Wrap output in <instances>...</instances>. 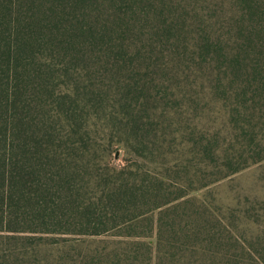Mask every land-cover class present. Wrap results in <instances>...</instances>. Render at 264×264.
<instances>
[{
	"label": "trees",
	"instance_id": "obj_1",
	"mask_svg": "<svg viewBox=\"0 0 264 264\" xmlns=\"http://www.w3.org/2000/svg\"><path fill=\"white\" fill-rule=\"evenodd\" d=\"M258 1L231 4L239 23L222 32L212 18L189 16L178 0L176 6L173 0H152L154 8L144 17L161 32L156 36L140 24L145 0H0V106L24 109L25 95L32 104L45 95L47 119L68 126L34 144L27 136L16 143L14 128L4 126L0 246H7L8 263L35 256L44 236L111 234L126 248L114 249L107 259L99 254L92 264H152V257L154 264H203L196 257L198 241L190 238L197 226L188 218L201 223L218 215L205 201L185 197L194 188L184 189L170 174L180 130L146 128L152 140L134 152L155 165L134 163V169L120 171L101 162L107 146L81 137L89 136L91 117L106 113L137 126L128 135L142 137L139 126L183 114L186 95L192 103L208 96L200 108L223 113L224 128L194 126L180 140L197 165L211 168L199 185L264 159V0ZM248 20L254 29L248 30ZM78 93H95L99 102L83 96L77 112L65 106ZM11 123L17 126L15 113ZM195 172L198 177L201 169ZM153 236L154 245L146 240ZM82 264H89L87 255Z\"/></svg>",
	"mask_w": 264,
	"mask_h": 264
},
{
	"label": "rangeland",
	"instance_id": "obj_2",
	"mask_svg": "<svg viewBox=\"0 0 264 264\" xmlns=\"http://www.w3.org/2000/svg\"><path fill=\"white\" fill-rule=\"evenodd\" d=\"M151 1L145 0L144 2L146 8L140 13V24L145 26L144 30L146 32L151 28V32L159 36L161 32L154 25V21L144 17L148 9L154 8ZM173 1L176 6L177 0ZM237 1L230 0V4L225 1L224 5L223 0H178L180 6H185L189 11V16L193 18L202 16L205 18L209 17V19L212 18L216 25L221 28L222 32L231 29L229 24L236 30L240 14L234 16L230 7L235 6ZM258 2L262 3L263 0H259ZM137 5L139 10L143 8L141 4ZM259 10L263 12L264 6L262 5ZM235 20L236 23L234 22ZM250 26H253L252 28L254 29V25L248 20V30H251ZM193 89L194 87L189 90ZM95 93L88 95H84V93L83 95L81 93L77 95L72 94L70 98L65 99V106L70 105L71 108L75 109L78 105V109L82 108L83 102L86 99L83 96L90 98V104L97 105L99 97ZM37 96L38 98H34L36 102L32 104L30 103L31 97H26L25 95L24 99H21L23 103L26 100L28 101V105L24 109L20 105L15 110L12 108V105L8 109L0 106V144L3 138L2 132H5L4 126L14 128L16 143H18V140H22V137L25 138L27 136L26 139L30 144L48 138L47 134H50L51 130L62 134L64 128L68 127L65 125L60 126L61 123H64L62 119L51 124L52 121L47 119L41 108V104L48 97L45 95ZM189 96L191 102L188 100V95L184 97V101L187 103L181 110L184 111L183 114L171 113L160 123L157 119H153L146 125L139 126L143 135L142 137L128 135L136 130L137 126H133L132 123L121 124L118 122V119L106 113L100 119L95 117L89 119L87 129L89 130L88 134L90 137L83 135L81 142L85 141L90 144L107 146L108 150L102 156L101 162L112 170L120 171L134 169L136 167V165H133L134 163H138L139 165L146 164L150 167L155 165L140 158L134 152L135 148L144 146L145 142L152 140L150 136L145 135L146 128L152 130L155 127L158 129L163 126L167 130H180L183 132L184 137L179 136L181 133L179 131L176 139L174 138L175 145H173V148L175 153L170 155V158H174L169 163L170 174L175 181L184 185V189L194 188L190 189L185 197L194 196L205 201L206 205L214 209V213L218 215V220L216 221L212 219L211 221L205 220L201 223L195 221L193 217L188 218L190 223H194L197 226L196 230L191 232L190 238L198 241L197 246L199 249L196 251L198 261L203 264H264V159L224 176L204 187L199 185L200 182H203V175L208 173L211 168L197 165L196 159H194L190 152V146L180 143V140L183 139L185 142L190 136L188 132L194 126H204L213 128V130L224 128L226 119L221 112L202 111L203 109L200 106L209 101L208 96L206 100L195 101L193 103V96L191 94ZM59 101H61L60 98L57 99V102ZM193 106L198 108L193 109ZM87 110H89V104L87 105ZM75 111L77 112V109ZM14 113L17 126L11 123ZM50 113L51 115L54 114V112ZM169 123H171V126H168ZM20 131H23L24 134ZM17 135L20 137H17ZM197 168L201 169L198 177L194 176ZM171 188L174 189V185ZM184 191L187 192V190ZM192 209L193 207L191 206L188 211ZM178 224L184 225L183 223L176 222V225ZM1 239L5 244L11 242L10 238ZM118 240H122L121 237L111 234L82 237L80 239L65 235L44 236L42 241L34 248L36 255H28L26 260L23 259L22 264H82V257L84 255H87V262L92 264L99 254L107 259L112 256L114 249L126 248L125 245L118 246L119 244H116ZM134 240L139 239L136 238ZM146 240L151 241L154 245L155 237H149ZM127 247L132 250L134 245L128 242ZM0 248H2L0 250V264H10L7 261L9 253L6 249L7 246H0ZM25 249L28 250L29 248L26 247ZM117 251L121 252L120 249H117ZM139 252L141 253L142 250ZM140 253L139 256L141 257ZM126 254L133 255L129 251ZM154 260V257H152V264H154Z\"/></svg>",
	"mask_w": 264,
	"mask_h": 264
}]
</instances>
